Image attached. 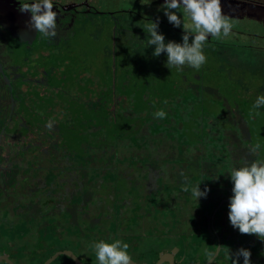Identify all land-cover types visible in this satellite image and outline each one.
<instances>
[{"label":"rangeland","instance_id":"rangeland-1","mask_svg":"<svg viewBox=\"0 0 264 264\" xmlns=\"http://www.w3.org/2000/svg\"><path fill=\"white\" fill-rule=\"evenodd\" d=\"M237 1L221 0L223 12L231 17L234 26L231 34L226 38L216 40L209 37L203 49L207 58L206 63L199 70L187 65L183 67V70L176 68L170 70L165 66L167 54L162 53L159 57H155L153 56L155 46L147 47L149 34L145 31V24L157 20L159 22L158 32L164 35L165 43L169 41L183 42V26L175 27L169 23L164 14L161 6L165 0H154L153 2L113 0L110 9L114 13H111L110 16L104 15L102 18H98L100 20L95 21L83 22L85 19H82L83 23L81 22L78 28L75 27L74 31L77 32L64 42L63 45L66 49L51 46L46 51L47 55H43L44 62L52 71L53 77H51L49 86L51 88L40 89L39 97L36 98L44 101L39 106L40 112L37 105L33 106L30 103L28 107L23 106V108L20 105L22 118L25 120L21 127L24 125L28 127L29 134L23 136L17 129V133L10 136L13 143L15 142L14 138L18 142L24 141L23 145L20 144L22 146L17 149V153L20 152L17 156V181L23 176L30 177L32 175V172L25 175L26 170L23 165L29 164V168H34L32 169L34 171L35 165L43 167L40 169L41 171L48 169L49 162L54 160L51 157L53 153L59 160L53 161L49 168L62 170V167L72 164L60 157L59 151L54 147L61 140L60 137L68 148L82 141L96 148L97 144L102 148L108 147L115 158L124 160L127 157L120 163L125 166L146 162L147 157L141 158V156L147 154L151 155L150 158H160L162 165H170L166 168L172 167L175 161L176 171L179 168L177 180L187 182V185L192 187L199 184V180L201 181L203 176L199 170L196 174L187 176L186 165L190 164L192 167V165H198L197 162L199 164L205 162L202 158L211 156L207 154H210L214 148L225 151L229 149L230 153L236 151L238 159L242 162L245 161L241 166H245L253 160L264 162V107L253 109L257 97L264 96V0H239L245 2L242 4L245 9L241 8L243 6H238ZM105 4L106 1L102 0L99 5L104 8ZM177 15L183 22L190 24V20L183 17L182 9L177 12ZM91 24L93 27L87 26ZM106 25L113 26L112 37L108 33ZM191 39L192 37H190V43ZM53 46H58V44ZM30 47L38 48L32 45ZM20 49H24V52L21 50L18 54L12 47L3 52L0 51V58L4 59L1 57L2 54L6 57V65L11 69V74L14 68L17 71V64L29 74L31 65L27 63L28 61L38 59L42 63L40 56L43 49H29L26 46ZM58 67L60 71L55 74ZM4 73L0 69V85L5 78ZM55 76L62 77L64 83L56 81ZM39 77L41 80L37 84L41 85L44 75ZM30 82L35 84L34 79H30ZM16 84L17 82H14L16 95L14 98L12 95L11 97L16 101L17 116L19 113H17ZM8 91L13 93L8 85L0 86V107L1 105L4 107L0 109V122L11 111L12 100ZM159 110L167 113L166 118H154L153 113ZM257 112L259 115L256 114ZM41 122H45V124ZM221 142L222 145H220ZM257 144L260 145V148L253 152L252 149ZM179 146L182 148L178 150ZM238 148L243 150L240 149V151ZM198 149L207 152V154L199 156ZM169 150L173 151V156H168ZM0 152H5L4 155L7 159L17 155L15 152H7L2 147ZM197 154L198 159L194 162L182 161L184 156L196 157ZM224 154L227 153L224 152ZM5 158L2 157V159ZM37 158L44 161V165L38 162L34 163ZM238 159L236 158L234 162L238 163ZM207 163L206 166L209 167L211 163L209 161ZM220 165L223 167V163L220 162ZM221 166L218 167L221 168ZM143 168L138 167L139 172L131 167L123 168L122 171L126 174L123 177L127 179L130 188L133 183L138 184L135 176H140ZM233 168L239 167L232 166L229 162V165L223 168L224 172L221 171L218 174L213 171L212 177L216 184L207 187L209 193L206 198L202 197V200L199 198L200 203L195 201L196 206L206 210L207 223H209V219L211 220L213 211H218L215 218L211 220L217 225L215 234L218 237L223 236L221 228L224 226L223 222L227 223L228 205L230 197L233 195V183L229 174ZM3 172L6 174V171ZM159 177L160 175L154 172L152 176H149V180L154 182ZM12 180V177L6 176L8 185L5 187H11ZM179 181L173 185V189H166L167 193H151L152 190H148L146 194L137 193L136 196L144 198L145 195L154 197L157 194L168 201L169 197L184 192ZM35 183L30 185L26 180L20 182L22 185L25 184L23 186L25 188L27 185L33 187ZM203 185L200 186L201 191L205 189ZM93 188L89 191L90 195L93 194ZM63 189L65 192L68 191L65 186ZM133 191L123 195H134ZM51 193L49 192L48 195L53 197L54 194ZM19 194H21V198L17 200V194L13 191L9 199L0 203V208L9 210L3 209L4 214L7 211L10 214L8 217L10 222L17 221L14 227H10L14 231L8 229L9 225H4L8 233L12 232L11 236L2 232L5 239L13 238L16 239L15 243L22 244V241L17 238V226L20 225V233L25 230L28 236L31 224H26L24 218H19L20 222L14 207L9 206V204L17 202L21 205L20 208L23 207L24 203L21 201L26 198L27 193L22 191ZM57 196L67 204L71 200L69 191ZM79 196L75 195L73 201L80 200ZM218 196L224 199L220 203L216 202L214 210L212 207L206 208L208 204H212L215 198L217 200ZM43 200V198L37 199L34 210H31L37 222L32 233L36 248L40 247L39 243H46L43 248H46L47 244L55 247L65 245L71 246L72 249L79 252L80 245L84 242L73 240L77 228L70 226L69 223L72 222L64 207L56 205L52 200L46 203ZM144 202L147 203L145 199ZM189 202L193 206V200L190 199ZM84 206L86 207V203ZM213 206L215 205L213 204ZM135 209L138 214L146 212L142 205L136 206ZM164 211L160 210L158 214L151 212V217L157 219L159 215L164 214ZM29 212L30 210H27L22 214V217L27 214L30 218ZM5 218L7 219V215ZM72 220L75 221L76 218L72 217ZM192 221L187 216L175 220L176 223L184 224L186 228L190 227ZM161 222L164 223V220L161 219ZM130 223H137V221L132 219ZM0 224L3 226L2 222ZM112 226V223H108L110 233ZM48 228L49 230H47ZM55 231L60 235H56ZM199 233L198 231L197 235ZM224 233L227 236L222 240L225 251L223 254L221 252V258L210 264H233V254L241 248L248 249L252 256L257 254L258 247L263 248L262 251L264 250V240L259 239L256 235L240 234L239 230L233 228L230 223L224 229ZM51 236H53L52 240L49 239ZM138 236L142 237L141 234L136 235L137 238ZM183 237L187 238L186 235L180 238ZM114 238L115 235L111 233L109 243L113 242ZM94 239L92 236L91 240L86 241L85 246L91 241L90 247L93 249L92 246L98 243ZM181 242L186 243L188 250L199 245V243L196 244V239L192 242L183 241V239L178 241L177 239L176 246ZM26 247L28 246L19 247L22 251L18 257H23L25 261L21 264H39L38 258L31 252L34 248L30 247V256H26L24 253ZM205 252L206 250L200 252L197 258L192 257L191 253L188 260L194 264H201L209 257L208 253L206 259L201 260V256ZM41 256L42 253L39 254V258ZM18 257L16 254L13 259L17 261ZM59 258L66 262L70 260L64 255ZM239 264H243L242 256L239 258Z\"/></svg>","mask_w":264,"mask_h":264},{"label":"flooded vegetation","instance_id":"flooded-vegetation-1","mask_svg":"<svg viewBox=\"0 0 264 264\" xmlns=\"http://www.w3.org/2000/svg\"><path fill=\"white\" fill-rule=\"evenodd\" d=\"M105 1L106 4L104 5V8H102V6L99 5L101 4L102 0H53L54 11L57 12L58 35L54 40H46L42 39L38 33H35L34 31H28L26 25L30 20L31 13H22L21 11H19L20 0H0V51L3 52L12 47V49H15L17 53L21 50L24 52V49H20L24 48V46L29 49H43L41 51L42 55L40 56L42 63L38 59H35V62H37L36 65L40 64L39 69L41 75L43 76L45 74L42 78L43 84L39 85V88L41 90H43L44 88L49 89L51 88L49 86L51 84L50 81L51 77H53V73L44 62L43 57V55H47L46 51L48 50V47L52 46L66 49L65 45H63L64 42L69 40L73 36V34L77 32L74 30H76V28H78V25L81 24L82 19H85L83 22L95 21L100 20L98 19L99 17L102 18L104 17V15L110 16L111 13H114V11L110 9V4L113 0ZM143 1L153 2L154 0ZM22 2L31 3L32 0H22ZM237 3L238 6H243L242 4H244L245 2L238 0ZM241 8L245 9L244 6ZM87 26L93 27L92 24ZM106 28L108 30V33L112 37L113 26L106 25ZM56 44H58V46H53ZM30 45L37 46L38 48L30 47ZM1 57H3L4 59L0 58V69L5 72V78H3L2 84L0 86L3 87L5 85H8V87L10 88L9 77L12 76L13 72L11 74V69L7 68L6 57L3 54L1 55ZM14 69L13 71H15ZM59 69V67L56 69L55 74L60 71ZM29 78L33 79L32 77ZM55 79L61 84L64 83V79L62 77L58 78L55 76ZM40 80L41 78L36 79L35 83ZM8 93H10V91H8ZM10 99L12 100L11 111L9 112L8 116L0 122V139L2 135V125L5 123H11L13 121L11 116L16 114V111L14 110L15 101L11 97V93ZM1 107L0 109L4 108L3 105H1ZM14 140L17 143V140L15 138ZM4 150L6 149L4 148ZM15 152L17 153V151ZM168 152V156H173L172 150H169ZM4 154L5 152H0V203L5 202L7 199H9V196L13 191L15 194H17V187H15L17 186V182L20 183L26 179V176H23L17 181V155H15V157H10V159H7L5 158ZM147 155L151 157L150 154ZM2 157H4L5 159H2ZM143 157H146V155L141 156V158ZM150 157L147 160L151 168L145 166L147 168V176H135V178H137L138 184L133 183L131 186L132 188L128 186L127 179L124 177V185H122L118 181H115L114 179L106 181L107 179H105L104 177L105 174H103L102 178H98L96 182H91L89 179L90 177L84 175L80 176L78 172H73V169L75 168L69 167L68 165L67 167H62L63 169L61 171L67 169L68 172H73L71 173L73 174V177H70L69 179L57 180L60 181V183L57 185V188L62 189L59 194L63 195L68 192H65V189H63V187L65 186L69 189L71 197H73L71 198V200H69V204H67L66 202H62L61 200L55 204L64 207L67 214L69 215L68 218L72 222L69 223L70 226H72L73 228H77L75 230L76 236L73 237V240L84 242L81 243V250L79 252H76L71 248V246L65 245L62 247H55L47 244V247L43 248L46 243H39L40 247L36 248L35 239H33L32 233L37 222L35 220V217H33L34 215H32L31 210H34V204H36L37 199L43 198L44 203L48 201L50 202V200L53 201V197L48 195V193L52 190L51 187H48L43 180L42 182L39 179L37 181H34L36 183L33 187L30 186L33 182H30V185H27L26 188L20 187L18 192L24 191L27 193L26 198H24V200L22 199L21 201V203H24L23 207L20 208L21 205L17 202H13L9 204V206H11L12 208L14 207L17 213L18 220L20 222V219L24 218L26 224H31L30 234L27 236L26 232L22 231L20 234L23 233V238H18L22 241V244H17L15 243L16 239L11 238L10 240H6L4 234L0 231V264H12L11 262L15 264L25 263L23 257H18L20 256L22 251V249H19V247H21L22 245L28 246L24 249V253H26V256H30V247H32V249H35H33V251L31 252L36 255L39 264H44V262L51 256H53L57 251L65 250L72 251L76 256L82 259V262L84 264H98L94 249H91L90 247L91 241H89L88 245L85 246L86 241L91 240V237L93 236L95 238L94 240L98 242H110L111 233L115 235L114 241L121 240L123 243H126L128 245L127 251L132 259L136 262V264H155L162 255H164L165 257L172 255L176 264H194V262L191 263L188 260L190 254L192 253L191 256L197 258L198 254L204 250H206V252L201 256V260L206 259V255L208 253L209 257L201 264H210L215 262V260L221 258V252L223 254L225 251V246L222 240L227 237L224 233V229L230 223L228 217L226 220L227 223L223 222L224 226L221 227L223 230V236L218 237L215 234V226L217 225H215V222H211V220L214 219L218 214V211H213L211 220L209 219V223H207L206 221L208 214H206V210L204 211L196 206V199L192 197L190 190L187 192L184 191L180 195L171 196L169 197L168 201H166L165 198L158 196L157 194L154 197L145 195L144 198H139L136 196L137 193L146 194L148 190H152L151 193H167L166 189H173V185L179 181L177 180L179 168L177 169V171L175 167L166 168L168 165H162L160 158ZM57 160L59 159L53 161ZM53 161L49 162V165L47 166L48 169L46 170L41 171L40 169H42L43 167L40 168L38 166H35V169L42 174L45 171H55L57 170L56 168H49V166L52 165ZM37 162L43 165L45 163L44 161H40L39 158H37L36 162L34 161V163ZM125 167H131L137 172H139L138 167L143 168L141 165H127ZM156 170L157 172H155ZM3 171H6V174H4ZM143 171H145L144 168ZM154 172L155 174L160 175V177L154 182H150L149 176H152ZM26 173L27 172H25V175ZM4 175L13 178V180L11 181L12 186L9 188L5 187L8 184L6 182V176L5 178H3ZM184 176L187 177L189 175L186 176L184 174ZM75 180L79 185V188L77 190L71 188L70 186L73 185V181ZM179 182L182 184L183 189L185 186H188L187 182ZM215 184L216 183L213 179V182L210 185L205 186V188L212 187ZM188 187L189 189H191L192 186ZM27 188L29 189L28 191ZM92 188L94 191L93 194L90 195L89 191ZM34 189L36 190L34 191ZM132 190H134L133 192H135L134 195H123L124 193L131 192ZM77 194L80 195V200L75 199V201H73L75 195ZM215 194L217 195V192ZM148 197L150 198L147 199ZM18 198H21V194ZM144 199L147 201V203L144 202ZM190 199L193 200V206L192 203L189 202ZM200 199L202 200V197ZM223 199L224 198L221 199V197L218 196V199L216 200L215 198L214 201L212 200V204H208L209 206L207 205L206 208L212 207L214 210L216 204L220 203ZM85 203L86 207L84 206ZM138 203L142 204V208L146 210V212L144 211V214L136 213L135 207ZM213 204L215 206H213ZM3 209L8 210L7 208H0V220L7 215L6 220L8 221V223H10L11 225H15L17 221L12 223L8 219V217L10 216V214L8 213L9 210L6 214H4ZM27 210H30V218L27 214L25 215V217H22V214L26 213ZM160 210L165 211L164 214L159 215V218L154 219L153 217H151V212L158 214ZM195 210H197V212H195ZM144 215L145 217H143ZM221 215H223V213H221ZM182 216H187L188 219L190 218L191 220H193L189 228L184 227L185 225L182 223L175 222L176 219H178L179 217L182 218ZM72 217L76 218V220H72ZM132 219H134V221H137V223H130V220ZM161 219L164 220V223L161 222ZM108 223H112L114 226V228L112 226L111 233L108 227ZM47 230H49V228ZM198 231L200 232L199 235H197ZM138 234H141L142 237L138 236L137 238L136 235ZM56 235H58V232H56ZM184 235H186L187 238H180ZM179 238L183 239V241L187 240L188 242H192V240L196 239V244L199 243V245H197L196 248L191 247V249L189 250L186 247V243L181 242L178 246H176V240L178 239V241H180ZM210 238L212 239V241ZM49 239L52 240L53 236H51ZM204 244L206 245L205 247L202 246ZM262 249L263 248L258 247V251H256L257 254L255 253L253 254V256L251 254V264H264V250L262 251ZM40 253H42L41 258H39ZM16 254L19 258L17 261L13 259L14 255ZM62 255L70 259V262L61 260L59 257ZM214 255L215 257L211 261ZM6 256L8 257V259H6ZM71 262L72 264H77L75 260L67 253H60L49 264H69ZM160 264H170V262L166 258H164Z\"/></svg>","mask_w":264,"mask_h":264},{"label":"clouds","instance_id":"clouds-1","mask_svg":"<svg viewBox=\"0 0 264 264\" xmlns=\"http://www.w3.org/2000/svg\"><path fill=\"white\" fill-rule=\"evenodd\" d=\"M161 7L169 23L175 27L182 25L184 30L182 43H165L164 35L158 32V20L145 24V31L149 34L147 47L155 46V57L166 53L165 66L170 70H183L186 65L199 70L206 63L203 49L209 37L216 40L226 38L234 26L231 17L223 12L221 0H165ZM181 9L183 17L190 20V24L183 22L177 15ZM19 11L31 13L26 25L29 32L34 31L46 40H54L57 37V12L54 11L53 0H32L31 3L20 0ZM261 107H264V96H258L253 104V109ZM256 114L259 115L258 112ZM166 115L163 110L153 113L157 119H164ZM259 148L260 145L257 144L252 151L256 152ZM229 176L233 183V195L228 205L231 226L238 229L240 234L256 235L264 240V162L252 161L245 166L233 168ZM199 185L191 189L185 186L184 191L190 190L192 197L197 201L201 197L206 198L209 189L201 191ZM92 247L98 264H134L127 251L128 245L121 240L111 243L101 241ZM233 256V264H239L241 256L243 264H251V252L248 249L241 248Z\"/></svg>","mask_w":264,"mask_h":264},{"label":"trees","instance_id":"trees-1","mask_svg":"<svg viewBox=\"0 0 264 264\" xmlns=\"http://www.w3.org/2000/svg\"><path fill=\"white\" fill-rule=\"evenodd\" d=\"M27 63L31 65L29 74L27 72H25L17 64V71L16 70L13 71V75L11 77H9V85H10V90H12V92H13V93H11L13 98L16 95V89L14 86V82H17V113H19V114H17V116H16V114L12 115L13 117L11 116V118L13 119V121L11 123H7V124L5 123L2 125V135H1V139H0V147L5 148L6 151L9 153L17 151V149L19 147H21L24 143L23 140L22 141L20 140V142L17 141V143L16 142L13 143V141H11L10 136L12 134H15L17 132V129H19V131H20L19 133L22 134L23 136H25L26 134H29L28 127H26L25 125H24V127L23 126L21 127L22 122L24 121V123H25V120H23L24 118H22L23 114H22V110L20 109V105L23 108V106L28 107V105L31 103L33 106L37 105L39 107L42 105V103H44L43 99H39V98L36 99L37 97H39L38 94L40 93V88H39L40 86L37 83L34 84L33 82H30V80H29V77H32L35 80L40 78L39 77L41 75V72L39 69L40 64L36 65L37 62H35L33 60L28 61ZM30 74H31V76H29ZM41 77H42V75H41ZM43 107H44V105H43ZM38 111L40 112V107L38 108ZM27 112H29V111H27ZM30 118H32V117H30ZM41 123L45 124V122H41ZM60 139L61 140L59 142H57L54 146L59 151L60 157L64 158V160L68 161V163H72V164H69L68 166L75 168V169L72 168L73 172L74 171L78 172V174L80 176L84 175V176L90 177L89 179L91 182L92 181L96 182V180L98 178H102L103 174H105L104 177H105V179H107L106 181H108L110 179H114L115 181H118L119 183L124 185L123 176H125L126 174L123 173L122 168L125 166L123 164H120V163H121V161H124L125 159H127V157H125L124 160H123V158H118V157L115 158L114 155L111 154L112 151L108 150V147L102 148V146H99V144H97L98 147L96 148V147H93L91 145H87V143H85L84 141L79 142L75 145H71L72 147L68 148L67 146L64 145V142H63L61 137H60ZM20 144H22V145L20 146ZM17 145H18V147H17ZM220 145H222V142ZM181 148L182 147L179 146L178 150ZM233 149H235V148H233ZM240 149L243 150L242 148H240ZM240 149L238 148V150H240ZM197 152H198V154H200L199 156H201V155L203 156L204 154H207V152L199 150V149L197 150ZM224 152L227 153L226 154L227 156L224 154ZM107 153L109 156L107 155ZM16 154L18 156V154H20V152H18ZM198 154L196 157H193L192 155H189V157L184 156L182 161L189 160V161L194 162L198 159ZM207 155H211V156L203 157L202 159L205 162H201L200 164L197 162L198 165H196V166L192 165V167L190 164H187L186 168H185L186 169L185 171L187 172V174L189 176L192 174H196L199 170L203 176V177H201V181L199 180V184L200 185L204 184L203 186H208L213 182V179H212L213 171H215L217 173H221V171L224 172L223 168L227 167V165H229V162L232 166L236 165L238 167H242L241 165H243V163L245 162V161L242 162L238 159L239 156H238L236 151L234 153L233 152L230 153L229 149L227 151H225V150H220L219 148H214L213 151H211L210 154H207ZM51 157L54 158V160L57 159L56 158L57 156L54 153H53V156H51ZM128 157L130 158V156H128ZM146 157L148 159L150 156L146 155ZM236 158L238 159V163L234 162ZM165 160H167V158H165ZM215 160H216V162H214ZM132 161H134L133 158H132ZM208 161L211 163L209 165V167L206 166L208 164L207 163ZM220 162H221V164L223 163V167L220 165ZM174 163H175V161L173 162L172 167H175ZM135 165L136 166L141 165L144 168H146L145 166H148L149 168H151L148 160H146V162L136 163ZM35 166H37V165H35ZM180 166H183V165H180ZM218 166H221V168H219ZM23 167L27 173L32 172V175L30 177H27V175H26L25 180L27 182L32 183V182L37 181L39 179L40 181L43 180L47 184L48 187H51V190H52L51 192L54 194L53 201L55 203H58L60 201V198L57 195H59V193L62 190V189L57 188V185L60 183V181H57V180L69 179L70 177H73V174H71L73 172H68L67 169H65L64 171H61V170L60 171L59 170L45 171L42 174L41 172H38V170H36V169H35V171L32 170L34 168L30 169L29 164L23 165ZM155 172H157V170ZM53 173H54V177H53ZM141 175L146 177L147 176V170L142 171ZM200 185H199V187H200ZM23 186H25V184L22 185L19 182H17V197L20 196L18 190L20 189V187H23ZM70 186H71V188H74L75 190H77L79 188L78 182H76V180L73 181V185H70ZM68 191H69V189H68ZM55 194H57V195H55ZM17 200H19V198ZM141 205L142 204H140V203L137 204V206H141ZM0 222L3 223V226L0 224V231L3 232L7 236L8 235L11 236L12 232L8 233L6 231V229L4 228V225H9L8 229L11 231H14L13 228L10 229V227H14V225H11L10 223H8L5 216H4V218H2L0 220ZM21 225H23V224H21ZM19 227H20V225L18 224V226H17V238H20V236L23 237V233L20 234V232H19ZM23 231H25V230H23Z\"/></svg>","mask_w":264,"mask_h":264},{"label":"water","instance_id":"water-1","mask_svg":"<svg viewBox=\"0 0 264 264\" xmlns=\"http://www.w3.org/2000/svg\"><path fill=\"white\" fill-rule=\"evenodd\" d=\"M23 40V39H22ZM60 253H67L68 255H70L74 260H75V262L77 263V264H84L83 262H82V259L80 258V257H78V256H76L72 251H70V250H65V251H57L53 256H51L49 259H47L45 262H44V264H49L55 257H57ZM215 257V255L212 257V259H211V261L213 260V258ZM164 258H166L169 262H170V264H176L175 263V260H174V258H173V256L171 255V256H164V255H162L161 256V258L155 263V264H160L161 262H162V260L164 259ZM6 259H8V257L6 256ZM134 261V260H133ZM161 261V262H160ZM12 264H15V263H13V262H11ZM134 264H136V262L134 261ZM206 264H208V263H206Z\"/></svg>","mask_w":264,"mask_h":264}]
</instances>
